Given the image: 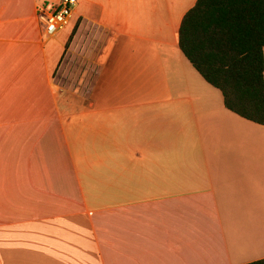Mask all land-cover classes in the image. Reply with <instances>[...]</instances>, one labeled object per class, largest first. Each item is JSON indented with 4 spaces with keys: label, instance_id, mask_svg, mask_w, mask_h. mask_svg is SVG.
<instances>
[{
    "label": "crops",
    "instance_id": "1",
    "mask_svg": "<svg viewBox=\"0 0 264 264\" xmlns=\"http://www.w3.org/2000/svg\"><path fill=\"white\" fill-rule=\"evenodd\" d=\"M60 1L0 0V264L264 258V125L180 51L196 0H77L45 35Z\"/></svg>",
    "mask_w": 264,
    "mask_h": 264
},
{
    "label": "trees",
    "instance_id": "2",
    "mask_svg": "<svg viewBox=\"0 0 264 264\" xmlns=\"http://www.w3.org/2000/svg\"><path fill=\"white\" fill-rule=\"evenodd\" d=\"M178 46L227 110L264 125V0H196L181 20Z\"/></svg>",
    "mask_w": 264,
    "mask_h": 264
},
{
    "label": "built area",
    "instance_id": "3",
    "mask_svg": "<svg viewBox=\"0 0 264 264\" xmlns=\"http://www.w3.org/2000/svg\"><path fill=\"white\" fill-rule=\"evenodd\" d=\"M77 0H61L55 7H43L38 11V20L45 35L52 36L64 29L73 13Z\"/></svg>",
    "mask_w": 264,
    "mask_h": 264
},
{
    "label": "rangeland",
    "instance_id": "4",
    "mask_svg": "<svg viewBox=\"0 0 264 264\" xmlns=\"http://www.w3.org/2000/svg\"><path fill=\"white\" fill-rule=\"evenodd\" d=\"M40 6V5H39ZM51 6V5H50ZM41 7H43V5H41L40 6V9H41ZM44 7H46V6H44ZM50 7H48L47 9H49ZM37 23H38V25H39V27H40V29H41V31H42V28H41V24L39 23V20H37ZM66 31V30H65ZM43 32V31H42ZM66 34V33H65Z\"/></svg>",
    "mask_w": 264,
    "mask_h": 264
}]
</instances>
